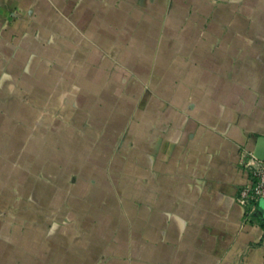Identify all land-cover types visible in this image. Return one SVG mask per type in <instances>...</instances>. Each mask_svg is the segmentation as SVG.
<instances>
[{
  "label": "crops",
  "instance_id": "crops-1",
  "mask_svg": "<svg viewBox=\"0 0 264 264\" xmlns=\"http://www.w3.org/2000/svg\"><path fill=\"white\" fill-rule=\"evenodd\" d=\"M88 94L104 106L85 112L107 115L133 96L132 135L120 115L116 128L131 147L85 185L55 172L46 186V97L79 112L62 100ZM243 150H264V0H0V264L78 256L62 252L72 228L45 231L67 185L87 193V264H264V203L247 221L238 200Z\"/></svg>",
  "mask_w": 264,
  "mask_h": 264
},
{
  "label": "rangeland",
  "instance_id": "rangeland-1",
  "mask_svg": "<svg viewBox=\"0 0 264 264\" xmlns=\"http://www.w3.org/2000/svg\"><path fill=\"white\" fill-rule=\"evenodd\" d=\"M97 73L98 77H101L102 74L108 75V73H102L100 69ZM130 69L124 68V72L128 73ZM119 77L120 75H113V77ZM86 82H77L76 87L81 90L83 84ZM89 83V82H88ZM95 90H101L104 85L110 86V90L113 92L118 91V87L125 85L127 88L128 84H132L131 81H102L95 80L92 82ZM75 82H69V85L72 86ZM85 86V85H84ZM74 91V89L72 88ZM115 102L113 104L115 112H110L108 115L101 112H92V114L85 112V108H89L90 102L94 101L93 106L96 107L103 105L101 102L102 96H72L64 97L62 105H67L69 108L70 102H77L79 104V109L83 111L73 112L69 110L66 112L54 111L58 105L56 104V99L53 96L46 97V112L41 114V117L45 119V129L42 130L40 127L38 130L40 132L45 131L46 142H45V152L47 156L46 160V186L54 185L55 172H62V177L65 178V184H76L78 186L85 185L87 180L84 178L85 171L88 167L93 165L95 168L101 169L109 165L113 166L116 162L114 161L116 154L118 152H123L131 146L121 145L118 143L117 135V124L119 123V118H123V122H127L130 127V135H132V123L134 121V110L137 106L133 96L127 97H110ZM54 105V106H53ZM94 108V107H93ZM98 109H100L98 107ZM120 115V117H119ZM109 124V127H108ZM37 130V129H35ZM32 131V130H31ZM61 158L58 160V158ZM55 158V159H54ZM87 167V168H86ZM67 174V176H66ZM65 186L67 189H64L61 193V201L55 203V193L49 195L50 200L47 201V208L45 212L46 216V233L49 234L55 231H61L62 233L77 232V237L79 236L78 241H72L71 246L68 244L62 246V252L65 250H74L77 249V257H64L62 256V264H65L66 261L72 260L74 264H87L90 262L91 258L86 257L85 253L87 252V247L85 242L80 240L81 236L79 235L84 228V225H81L80 220L85 217L86 212V199L87 193L84 191H79L77 193L71 192L70 186ZM81 189V187H78ZM73 196L79 197L78 205L73 204ZM75 199V198H74ZM79 206V207H78ZM20 210H14L13 216L15 218H21ZM92 211V210H90ZM95 211V210H94ZM92 213V212H91ZM16 214V216H15ZM76 225V226H75ZM74 229V230H73ZM15 232L21 231L15 226ZM53 235V234H52ZM46 248H53L54 242L47 240ZM101 259V258H97ZM96 264V262L94 263Z\"/></svg>",
  "mask_w": 264,
  "mask_h": 264
},
{
  "label": "built area",
  "instance_id": "built-area-1",
  "mask_svg": "<svg viewBox=\"0 0 264 264\" xmlns=\"http://www.w3.org/2000/svg\"><path fill=\"white\" fill-rule=\"evenodd\" d=\"M240 162L248 170L249 181L240 187L238 200L246 207V220L254 221L260 201L264 200V159L253 151L243 150Z\"/></svg>",
  "mask_w": 264,
  "mask_h": 264
},
{
  "label": "water",
  "instance_id": "water-1",
  "mask_svg": "<svg viewBox=\"0 0 264 264\" xmlns=\"http://www.w3.org/2000/svg\"><path fill=\"white\" fill-rule=\"evenodd\" d=\"M256 156H257L259 159L263 160V159H264V150H262L261 152L256 153ZM263 203H264V200H261V201H260V205L263 204ZM263 219H264V217H263Z\"/></svg>",
  "mask_w": 264,
  "mask_h": 264
}]
</instances>
